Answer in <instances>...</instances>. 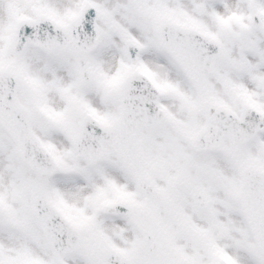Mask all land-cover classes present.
<instances>
[{
  "label": "snow or ice",
  "instance_id": "6c2138e0",
  "mask_svg": "<svg viewBox=\"0 0 264 264\" xmlns=\"http://www.w3.org/2000/svg\"><path fill=\"white\" fill-rule=\"evenodd\" d=\"M0 264H264V0H0Z\"/></svg>",
  "mask_w": 264,
  "mask_h": 264
}]
</instances>
